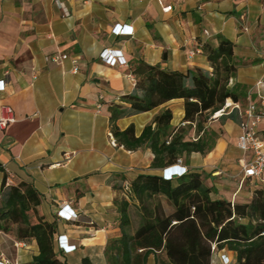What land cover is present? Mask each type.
<instances>
[{
  "label": "crops",
  "instance_id": "obj_1",
  "mask_svg": "<svg viewBox=\"0 0 264 264\" xmlns=\"http://www.w3.org/2000/svg\"><path fill=\"white\" fill-rule=\"evenodd\" d=\"M60 1L63 5L56 0H0V117L7 105L15 116L14 122L0 126V192L4 182L30 184L39 191V212L57 223L59 256L69 264H84L86 257L91 264H107L105 246L122 234L115 199L125 195L124 185L139 173H164L151 168L150 148L127 150L111 142V106L121 105L124 114L116 124L121 129L133 124L136 135L167 108L173 127L188 125L183 98L131 111L123 96L136 90V62L171 71H211L201 44L217 34L234 43L238 70L229 87L239 99L230 98L231 104L227 99L225 112L205 124L217 133L212 150L183 155L181 165L203 174L204 183L214 188L212 198L249 202L264 183L242 178L238 137L244 120L256 123L258 136L264 133V116L258 121L247 115L249 98L259 105L264 96V84L257 86L264 79V0ZM169 4L172 9L164 11ZM117 24L133 33L115 34ZM106 48L120 50L127 64L115 58L103 61L100 54ZM190 128L197 139L195 125ZM162 202L171 212L169 201ZM64 204L75 210L76 218L59 216ZM59 236L76 249L65 253L58 247ZM3 241L0 235V253L12 261L28 263L39 253L34 238L14 239L13 255L1 249ZM148 264H154L153 255ZM211 264H236L235 252L217 249Z\"/></svg>",
  "mask_w": 264,
  "mask_h": 264
},
{
  "label": "trees",
  "instance_id": "obj_2",
  "mask_svg": "<svg viewBox=\"0 0 264 264\" xmlns=\"http://www.w3.org/2000/svg\"><path fill=\"white\" fill-rule=\"evenodd\" d=\"M212 67L187 72L162 69L143 60L136 62V90L123 96L131 111L144 112L174 99H184L187 126H172L167 108L136 135L133 124L121 129L117 120L124 114L120 104L111 106L110 122L116 143L127 150L148 147L154 154L152 169L162 172L192 152L212 150L217 133L205 124L239 94L229 87L238 70L234 43L222 34L202 43ZM231 98V99H230ZM195 125L198 135L190 133ZM201 133V134H200ZM0 169L2 166L0 164ZM0 193V233L13 232L19 241L34 238L39 253L23 264H69L54 245L55 220L48 221L38 208L42 197L30 184L5 185ZM125 186V195L115 199L121 214L122 234L108 240L107 264H211L212 246L235 252L236 264H264V186L257 187L249 202L212 198L214 188L204 183L203 174L189 169L182 175L139 173ZM162 197L172 206L167 213ZM84 264H91L86 257Z\"/></svg>",
  "mask_w": 264,
  "mask_h": 264
},
{
  "label": "built area",
  "instance_id": "obj_3",
  "mask_svg": "<svg viewBox=\"0 0 264 264\" xmlns=\"http://www.w3.org/2000/svg\"><path fill=\"white\" fill-rule=\"evenodd\" d=\"M60 5H63V2L56 0ZM172 4L163 6L164 11H169L172 9ZM247 29V28H246ZM113 32L117 35H128L132 34L133 30H129L128 26L122 24H117L113 28ZM206 33H208L206 31ZM202 45V44H201ZM65 57V56H63ZM100 57L105 62H110L114 58L120 64H127L126 58L122 55L120 50H115L111 48L104 49ZM264 84V79H259L257 81V86ZM4 88V86H2ZM228 104L225 103L224 106L216 113L225 112ZM215 113V114H216ZM248 116H255L256 120H260L264 116V96H261V103L257 105L249 98V108L247 111ZM15 121L14 111L11 106L4 107V114L0 117V126L6 127L9 123ZM256 123L252 125L249 124L248 120H244L241 123V133L238 137V147L243 152L242 157L239 159V163L242 169V178L247 177L258 178L261 182L264 183V133L262 136L256 134ZM111 142L115 144V138L110 132ZM250 156V158H248ZM182 159L180 158L178 162L168 168L163 172L165 178H172L174 175L180 176L184 174L188 169L186 166L181 165ZM171 168V172L167 174L166 170ZM1 193V192H0ZM58 214L61 218L65 220H72L77 217V213L69 204L61 205L58 211ZM58 247L62 249L65 253L73 252L76 249L75 244H70L66 238L63 236L58 237ZM213 253L217 251L215 245L212 246ZM223 260L225 257L223 256ZM228 260H225L227 262ZM0 264H21L18 261H12L9 258L5 257L3 253H0Z\"/></svg>",
  "mask_w": 264,
  "mask_h": 264
},
{
  "label": "rangeland",
  "instance_id": "obj_4",
  "mask_svg": "<svg viewBox=\"0 0 264 264\" xmlns=\"http://www.w3.org/2000/svg\"><path fill=\"white\" fill-rule=\"evenodd\" d=\"M246 184L249 185V186L251 185L250 181L246 182ZM162 199H165V197H162ZM165 206L168 207L166 202H165ZM0 235H1V238L4 240L3 243H2L1 249H3L7 254L13 255L14 252H15V248H14L15 241H14L13 232L5 233V234L4 233H0Z\"/></svg>",
  "mask_w": 264,
  "mask_h": 264
},
{
  "label": "water",
  "instance_id": "obj_5",
  "mask_svg": "<svg viewBox=\"0 0 264 264\" xmlns=\"http://www.w3.org/2000/svg\"><path fill=\"white\" fill-rule=\"evenodd\" d=\"M171 170H172L171 168L167 169L166 170L167 174H169L171 172ZM174 177H176V175H174Z\"/></svg>",
  "mask_w": 264,
  "mask_h": 264
},
{
  "label": "bare ground",
  "instance_id": "obj_6",
  "mask_svg": "<svg viewBox=\"0 0 264 264\" xmlns=\"http://www.w3.org/2000/svg\"><path fill=\"white\" fill-rule=\"evenodd\" d=\"M230 104H231V102L230 101H228Z\"/></svg>",
  "mask_w": 264,
  "mask_h": 264
}]
</instances>
